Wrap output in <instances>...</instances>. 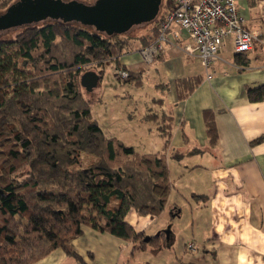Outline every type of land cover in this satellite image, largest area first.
Returning <instances> with one entry per match:
<instances>
[{"label": "trees", "instance_id": "trees-1", "mask_svg": "<svg viewBox=\"0 0 264 264\" xmlns=\"http://www.w3.org/2000/svg\"><path fill=\"white\" fill-rule=\"evenodd\" d=\"M15 1L0 0V12ZM165 4L150 35L138 37L139 52L175 8L174 0ZM21 28L13 39H0V264H35L57 249L86 264L72 247L85 227L135 243L133 252L159 248L163 234L138 232L126 217L130 210L159 216L166 209L172 191L166 154L138 153L107 136L81 84L87 65L98 67L101 81L112 62L129 73L120 81L142 86L143 74L121 63L131 40L75 21L47 19ZM199 80L178 79L179 100ZM247 93L252 101L264 100V85ZM204 116L215 144L214 114ZM143 119L158 122V114L149 110ZM157 124L167 148L173 117L165 114ZM84 154L97 161L84 166Z\"/></svg>", "mask_w": 264, "mask_h": 264}, {"label": "crops", "instance_id": "crops-1", "mask_svg": "<svg viewBox=\"0 0 264 264\" xmlns=\"http://www.w3.org/2000/svg\"><path fill=\"white\" fill-rule=\"evenodd\" d=\"M237 1L245 28L259 31L264 39V0ZM189 40L187 32L173 24L168 43L154 62L143 60L141 44L121 57L122 66L143 74V81L152 70L158 75L155 86L160 94L149 100L151 107L145 100L141 116L151 110L158 114V122L165 114L173 117L167 148L160 124L141 119L154 123L147 134H156L160 143L157 152L166 154L172 191L177 195L171 199V191L169 207L159 216H141L130 210L126 217L138 232L163 234L164 245L157 250L150 246L133 252L135 243L85 227L83 234L72 240V247L86 264H155L152 256L162 248H171L177 238L169 221L150 231L156 222L160 224L164 213L168 214L166 210H170L171 217L184 221L185 230L191 224L189 244L195 245L194 250L188 248L189 244L180 248L171 264H264V100L252 101L247 93L250 87L264 85V43L256 40L251 52L240 55L230 39L220 59L208 69L185 52ZM188 77L200 80L194 92L182 101L175 82ZM207 110L214 114L218 134L215 144L207 134ZM261 137L263 140L256 143ZM182 201L192 202L190 219H182ZM35 264L82 263L57 249Z\"/></svg>", "mask_w": 264, "mask_h": 264}, {"label": "rangeland", "instance_id": "rangeland-1", "mask_svg": "<svg viewBox=\"0 0 264 264\" xmlns=\"http://www.w3.org/2000/svg\"><path fill=\"white\" fill-rule=\"evenodd\" d=\"M84 1L91 2L92 0ZM165 3L166 0H163L161 5L162 10L165 8ZM152 23L153 21L136 25L126 33L122 34V37H127L131 40L126 51L131 50L132 48L135 49L139 46L140 42L138 37L140 35H150L151 32L149 29L151 28ZM22 29L23 28L21 27H16L1 30L0 39H13ZM111 64L112 62L109 63V65ZM85 68L87 71L98 70V67L95 64L87 65ZM116 70L117 67L115 65H112L111 67H108L107 65L105 75L98 86L93 92H86V97L93 101V118L98 121L107 136L114 137L125 145L133 146L138 153H155L160 148V143H158L157 136L154 137L156 134L153 136L154 132H151L150 135L147 134V130H149V127H152L154 123L142 121L143 118L141 119V117H143V115L141 116V114L143 110H145V100L147 102L146 106L151 107L149 100L156 97L157 93L160 94V91H158L155 86V79L158 80V78H156L158 75L155 71H150L149 75H145L143 81L144 85L140 87L136 86L134 83L121 82L115 74ZM152 131H155V129ZM83 159L84 166H89L97 161L96 157L88 156L86 154L83 155ZM176 195V191L173 190L171 199ZM180 208L183 211L182 219H190V215L193 213L192 202L187 201ZM166 211L168 214L164 213L160 217V224L156 222L150 227V231L155 225L164 226L169 221L172 232L177 238L171 248H162L155 256H152L155 264H159V262L162 264H171L174 255L179 252L180 248L185 249L190 240L189 234H191V224H187V230H185L184 221H179V218L171 217L169 213L170 210ZM168 228L169 227L165 229ZM181 228H183V230ZM152 248L156 250L158 249L154 246Z\"/></svg>", "mask_w": 264, "mask_h": 264}, {"label": "built area", "instance_id": "built-area-1", "mask_svg": "<svg viewBox=\"0 0 264 264\" xmlns=\"http://www.w3.org/2000/svg\"><path fill=\"white\" fill-rule=\"evenodd\" d=\"M175 8L169 11L160 23V32L155 41L144 47L139 53L146 63L156 60L168 43L169 31L173 24H178L189 35V42L184 50L196 57L200 63L211 69L220 59L222 49L232 39L237 54L251 52L256 40L261 38L259 31L245 28L237 0H174ZM117 77L127 79V70L117 68ZM188 248L195 249L194 243Z\"/></svg>", "mask_w": 264, "mask_h": 264}, {"label": "water", "instance_id": "water-1", "mask_svg": "<svg viewBox=\"0 0 264 264\" xmlns=\"http://www.w3.org/2000/svg\"><path fill=\"white\" fill-rule=\"evenodd\" d=\"M163 0H16L0 12V31L54 19L94 26L107 34H124L132 27L154 21ZM100 75L86 71L81 84L88 93L94 91Z\"/></svg>", "mask_w": 264, "mask_h": 264}]
</instances>
